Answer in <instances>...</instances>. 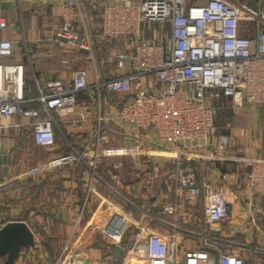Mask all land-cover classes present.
<instances>
[{"label": "built area", "instance_id": "built-area-1", "mask_svg": "<svg viewBox=\"0 0 264 264\" xmlns=\"http://www.w3.org/2000/svg\"><path fill=\"white\" fill-rule=\"evenodd\" d=\"M8 3L20 16L29 8L45 19L44 35L64 54V68L55 76L36 75L35 57L42 53L38 36L35 29L27 33L20 18L24 59H14L15 38H0V131L24 132L46 149L56 147L57 134L74 149L63 129L83 125L90 133L85 150L40 162L22 176L41 175L72 158L87 160L91 185L101 158L168 151L176 161H200L176 176L183 201L202 203L201 226L181 229L188 241L141 226L126 247L128 260L257 264L228 248L233 243L224 225L241 212L235 230L257 226L264 204V156L249 154L233 127L220 134L216 119L228 98L237 114L255 107L264 111V0L256 6L242 0H0V33L11 25ZM104 43L109 48L100 57ZM75 49L85 54L78 67L70 54ZM110 127L135 141L106 146L118 139ZM208 162L236 163L243 174L233 180L221 170L218 179L202 178ZM79 222L80 214L74 220ZM127 222L123 218L105 234L121 245ZM240 233L247 241L245 231ZM68 249L67 244L63 252Z\"/></svg>", "mask_w": 264, "mask_h": 264}, {"label": "crops", "instance_id": "crops-1", "mask_svg": "<svg viewBox=\"0 0 264 264\" xmlns=\"http://www.w3.org/2000/svg\"><path fill=\"white\" fill-rule=\"evenodd\" d=\"M6 9L10 10L11 25L0 33V38H15L18 45L15 59H21L20 18L17 12L12 11V3L6 4ZM33 23V20L28 25L24 23L27 33L34 29ZM60 53L63 55L60 50H55L53 55L56 57L51 54L46 62L36 64L40 77L63 73L62 59L57 57ZM249 112L250 128L256 124L263 127V109L255 107ZM82 127L75 131L80 133V138L85 135L88 138L90 133ZM108 130L112 131L110 128ZM233 131L242 145H255L253 130L251 136L243 135L239 129L234 128ZM85 140L75 149L83 150ZM132 140L135 139L132 137ZM63 148V144L58 142L55 148L46 149L36 146L24 132L0 131V228L9 221H25L35 236V244L23 248L15 264H136L128 260L126 247L141 226L168 238L177 236L187 241L191 239L181 229L196 230L197 215L201 216L202 212L201 208L196 207L197 204L190 205L182 199V189L173 173L180 162L176 161V166L156 159L148 160V163L146 160L145 163L144 155L131 159L127 157L123 162L115 157L101 158L97 160L98 176L91 185L87 160L75 161L72 158L41 175L22 176L28 168L65 154ZM248 153H253V150ZM159 154L171 155L168 151H160ZM199 164L200 161L193 165ZM203 164L204 170L200 176L218 179L221 172L218 164ZM225 165L231 179L236 180L243 174L238 164ZM147 169H153V176L148 172H145V178L136 175ZM29 180H33L37 187L32 188V184L23 186ZM79 214L80 222L75 225L74 220ZM116 215L120 216V221L123 218L128 221L120 243L124 251L120 255L115 250L117 242L111 241L105 234L106 230L110 231ZM67 244L69 249L64 253ZM0 264H4V258L0 259Z\"/></svg>", "mask_w": 264, "mask_h": 264}, {"label": "rangeland", "instance_id": "rangeland-1", "mask_svg": "<svg viewBox=\"0 0 264 264\" xmlns=\"http://www.w3.org/2000/svg\"><path fill=\"white\" fill-rule=\"evenodd\" d=\"M202 1H204V0H202ZM244 1H247V2H249V3H251L252 5H255V6L258 3V0H244ZM17 15H18V18H21L23 20V23H26L27 25H28V22L31 21V20H33V22H34L33 25H34V29L36 30L35 33L38 36V43H39V44H37V43L36 44L41 47L39 49V52L42 51V53L40 52L41 53L40 55L36 54L35 60H36L37 57H40V58H43V57L47 58L48 57L49 58V56L51 54H52V57H56L55 55H53V51H55V50L53 49L52 45L47 40V38H46V36L44 35V32H43V26H44V24L46 22L45 19L42 18V17H38L36 15V13L32 9H29V8H25L24 11H23V14H21V16H20L19 13H17ZM27 25H25V26H27ZM106 45L107 44L104 43L102 51H101V53L99 55L100 57H102L107 52L109 47H107ZM49 49H51V51ZM34 50L36 51V49H34ZM44 51L46 52V56L43 55ZM70 54L72 55L71 57L76 60L75 64H74L75 67L80 66V64L82 62V59L85 57V54L82 53V52H79L77 49L72 51V53H70ZM59 55H61V53ZM42 60H44L46 62L45 59H40V61H42ZM109 98L111 100L113 99L111 96ZM243 114H245L247 116H249V114L251 115L250 112L249 113H247V112L246 113H242L240 115H243ZM228 120L229 119H227L226 122H224L220 126H218V131L219 132L227 131V130H230L232 128L231 124L229 123L230 121H228ZM251 124H252V122L250 120L249 126H247V127L244 126V129L247 128L246 130H244L243 127H235V129H239L241 133H243V131H245L244 135H246V136L248 134H250V136H251V131L253 130L254 133H252V134H254V136L256 137V138H254L255 145H252V146H246L245 145V146L248 148V151L252 149L254 153H257V154L261 153L262 154V152H263V154H264V126L261 127V126H258V124H256V125H253L252 129H251L250 128ZM79 126L75 125L71 129H69V132L66 131L68 134L70 133V135L72 136V139H71L70 142H71L72 146L74 147V149H75V145H79L81 143L79 141L80 133L77 134L78 132L75 131L76 129L79 128ZM82 128L84 129V128H87V127L83 126ZM249 129H250V131H247ZM122 130L123 129L120 130V128L114 127V130H112L110 134H111V136H113V134H115L118 137V139H117V141H113L112 140L106 146L119 145V144H123V142H132V141L134 142L135 141V140H132V139L131 140L130 139H125V137H124L125 135H123L124 132ZM58 136L60 138V143L63 144V146H64V148H63L64 150L63 151L64 152H69L71 147H69L66 144V142H65V140H63V138H62L63 136L61 134H58ZM132 137L135 139L134 136H132ZM158 154H153L152 156L151 155H144L145 156V157H143L144 158V162L146 163V160H147V163H148L149 162L148 160L152 161V159L153 160L156 159L157 161L158 160L168 161V164L173 163L176 166V160L174 159V157H172L171 155L170 156H165V155H161V154L158 155ZM114 157H115V159H117L120 162H123L125 160V158H127V157H120V156H114ZM129 159H131V157H129ZM178 162H182V164L184 163V165L183 166L182 165L181 166L178 165L177 169H175L174 172H173L174 174H176L180 168H184L187 164H189V163L190 164H194V161H191V160L190 161L189 160L188 161L187 160H184V161L181 160V161H178ZM135 172H138V171H135ZM145 172L150 173L151 176H153V174L155 173L153 171V169H151V170L147 169V171H142L141 173L138 172L136 175L138 177L140 175V177L143 178L145 176L144 175ZM148 177H149V175H148ZM196 207L197 208H201V212H202V203L201 202L197 203ZM257 214H259V213H257ZM243 215L244 214H242L241 212L237 213V215L234 214L232 216L231 223L227 222V224L224 225V228L228 231L227 233H230L229 234L230 238L228 240L233 243L231 245L230 244H226V245L231 250H234L236 252L245 254L247 257H249L250 259L255 261L257 264H264V204H263L262 214L258 215V217H257V226H255L254 224L251 225V224L247 223L244 230H235V227H234L235 222L237 224V222L239 220H242L244 218V217L241 218ZM247 216H249V214L246 215V217ZM201 217L202 216L197 215L196 221H197V224L199 226H201V224H202V218ZM246 222H248V220H246ZM233 227H234V229H233ZM242 231H245V236H246V238H248L247 241H246L245 237L240 233Z\"/></svg>", "mask_w": 264, "mask_h": 264}, {"label": "water", "instance_id": "water-1", "mask_svg": "<svg viewBox=\"0 0 264 264\" xmlns=\"http://www.w3.org/2000/svg\"><path fill=\"white\" fill-rule=\"evenodd\" d=\"M119 221L120 216L116 215L109 230L114 232ZM34 244V232L25 221H9L0 228V259L5 258L4 264H15L21 250ZM115 250L117 255L122 254L124 251L119 244H115Z\"/></svg>", "mask_w": 264, "mask_h": 264}, {"label": "trees", "instance_id": "trees-1", "mask_svg": "<svg viewBox=\"0 0 264 264\" xmlns=\"http://www.w3.org/2000/svg\"><path fill=\"white\" fill-rule=\"evenodd\" d=\"M193 2H195V3H204L206 0H204V1H202V0H192ZM242 1H244V0H242ZM251 4V3H250ZM255 6V5H254ZM17 53H18V51H17ZM63 54V53H62ZM16 55H18V54H16ZM19 55L20 56H22V54L21 53H19ZM38 56V55H37ZM16 57V56H15ZM15 57H14V59H15ZM63 57H64V54L63 55H59L58 54V58L59 59H63ZM21 59H24V57L22 56V58ZM40 59H45L46 61L48 60L47 58H40V57H37L36 58V60H35V63H34V71H35V73H36V75L37 76H40L39 74H37V72H36V64L38 63V62H40ZM44 60H42L41 62H43ZM111 97H113V95H111ZM224 101V103H225V106H224V108H222L220 111H219V114H218V116H217V119H216V124H217V127L218 126H220L222 123H224V122H226V120L227 119H229L228 121H230L229 123L231 124V126L232 127H244L245 125H247L248 124V122L250 123V118H249V116H247V115H245V114H243V115H240V114H237V113H235L231 108H230V100H229V98L228 99H224L223 100ZM110 129H112V130H114V127H110ZM228 131V130H227ZM227 131H223V132H219L220 134L221 133H226ZM63 132H64V134L66 135V137L68 138V140L69 141H71V139H72V136L70 135V134H68L67 132H66V130L65 129H63ZM63 138V137H62ZM87 137H86V135L85 136H81V138H79V141L80 142H82L83 140H85ZM63 140H64V138H63ZM57 142H60V138H59V136H58V134H57ZM71 143V142H70ZM77 146L78 145H75V148H77ZM74 148V147H73ZM74 150H78V149H70V151L69 152H65V153H70V152H73ZM261 154V153H260ZM262 154H263V152H262ZM261 154V155H262ZM262 156H264V154L262 155ZM178 165H184V163L182 164V162H180V163H177ZM218 165V167H220L221 168V170L222 171H224V172H228L225 168H226V163H217ZM231 172V171H230ZM32 184V188H35V187H37V185H36V183L33 181V180H29L26 184H24L23 186H30Z\"/></svg>", "mask_w": 264, "mask_h": 264}]
</instances>
